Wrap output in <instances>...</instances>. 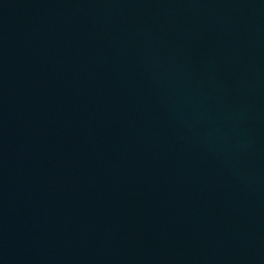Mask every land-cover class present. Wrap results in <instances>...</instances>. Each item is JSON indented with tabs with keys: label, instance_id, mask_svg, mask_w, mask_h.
<instances>
[{
	"label": "water",
	"instance_id": "95a60500",
	"mask_svg": "<svg viewBox=\"0 0 264 264\" xmlns=\"http://www.w3.org/2000/svg\"><path fill=\"white\" fill-rule=\"evenodd\" d=\"M0 264H264V0H0Z\"/></svg>",
	"mask_w": 264,
	"mask_h": 264
}]
</instances>
